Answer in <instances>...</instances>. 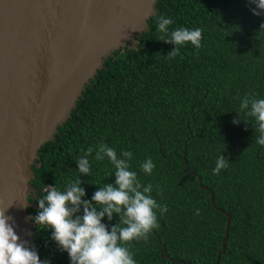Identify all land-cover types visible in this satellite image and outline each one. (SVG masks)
Segmentation results:
<instances>
[{"label":"trees","instance_id":"16d2710c","mask_svg":"<svg viewBox=\"0 0 264 264\" xmlns=\"http://www.w3.org/2000/svg\"><path fill=\"white\" fill-rule=\"evenodd\" d=\"M156 7L137 47L105 60L54 140L39 150L31 182L37 199H29L35 209L27 212L37 214L38 195L47 187L63 191L77 179V158L103 142L118 155L133 153L130 170L143 185L152 184L151 196L168 208L163 216L157 212L159 227L146 240L126 245L136 264H214L226 223L217 209L231 215L219 264H264V146L255 142L250 118L245 123L241 113L240 123H233L237 96L264 99V12L254 15L250 0H158ZM159 16L174 21L169 32L202 29L201 48L189 42L175 59H166L175 45L158 40ZM221 154L228 167L215 175ZM149 157L156 167L146 175L140 165ZM89 159L92 175L79 178L83 199L91 201L99 187L115 183V175L107 158ZM118 222L117 214L102 220L109 231ZM33 231L41 261L71 264L51 229L36 224ZM163 248L172 260L161 256Z\"/></svg>","mask_w":264,"mask_h":264},{"label":"water","instance_id":"95a60500","mask_svg":"<svg viewBox=\"0 0 264 264\" xmlns=\"http://www.w3.org/2000/svg\"><path fill=\"white\" fill-rule=\"evenodd\" d=\"M157 1L0 0V209L29 249H36L27 209H35L29 198L37 193L31 182L38 151L54 140L105 60L137 47ZM217 210L226 223L214 264L231 222L229 213Z\"/></svg>","mask_w":264,"mask_h":264},{"label":"clouds","instance_id":"9594fccd","mask_svg":"<svg viewBox=\"0 0 264 264\" xmlns=\"http://www.w3.org/2000/svg\"><path fill=\"white\" fill-rule=\"evenodd\" d=\"M250 3L261 10L252 9L254 15L259 16L264 12V0H250ZM173 22L166 16H159L157 20V30L163 34L158 40L175 45L165 56L168 60L180 55L181 46L189 42L196 49L202 46V29L176 28L169 32ZM236 99L240 101L239 110L236 111L239 118L234 119L233 123H240L241 113L246 117L245 123H249L250 118L255 133H258L255 142L264 146V99H258L254 94H246L242 98L237 96ZM89 157L95 161L107 158L115 175V183L99 187L91 201L83 199L85 190L79 178L80 175H92ZM132 158L131 151L122 150L118 155L115 148L103 142L95 149L88 147L76 160L80 174L77 179L68 183L63 191L54 185L44 190L45 195H38V212L31 217L33 228L37 224L51 229L52 239L62 251L68 253L71 264H136L126 245L133 240H146L150 231L159 227L157 212L163 216L168 208L151 196L153 185H143L137 172L130 170ZM228 162L221 154L213 174L218 175L227 168ZM140 167L143 173L151 175L156 165L149 157ZM156 190L157 194H161L160 186H156ZM36 199L37 195L33 200ZM81 209L82 215L79 214ZM5 211L0 209V264H49L47 260L41 261L38 253L27 247L26 241L20 240L9 223L12 217L6 216ZM113 214H117L119 222L109 231L102 220L107 216L111 221ZM196 214H199V209Z\"/></svg>","mask_w":264,"mask_h":264}]
</instances>
